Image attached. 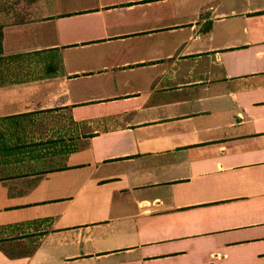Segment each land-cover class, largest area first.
<instances>
[{
	"label": "crops",
	"instance_id": "0c3cea01",
	"mask_svg": "<svg viewBox=\"0 0 264 264\" xmlns=\"http://www.w3.org/2000/svg\"><path fill=\"white\" fill-rule=\"evenodd\" d=\"M0 264H264V0H0Z\"/></svg>",
	"mask_w": 264,
	"mask_h": 264
},
{
	"label": "rangeland",
	"instance_id": "374dc122",
	"mask_svg": "<svg viewBox=\"0 0 264 264\" xmlns=\"http://www.w3.org/2000/svg\"><path fill=\"white\" fill-rule=\"evenodd\" d=\"M25 122H27V121H25ZM28 127L30 128V130H32V127H30L29 125H28ZM41 132H42V131H41ZM37 134L39 135V134H41V133H37ZM37 134H36V135H37ZM39 136H41V135H39ZM31 142H32V141H31Z\"/></svg>",
	"mask_w": 264,
	"mask_h": 264
}]
</instances>
